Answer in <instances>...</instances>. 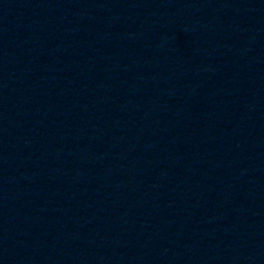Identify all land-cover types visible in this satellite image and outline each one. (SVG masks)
<instances>
[{"label":"water","instance_id":"95a60500","mask_svg":"<svg viewBox=\"0 0 264 264\" xmlns=\"http://www.w3.org/2000/svg\"><path fill=\"white\" fill-rule=\"evenodd\" d=\"M209 264H264V0H222L220 136Z\"/></svg>","mask_w":264,"mask_h":264}]
</instances>
